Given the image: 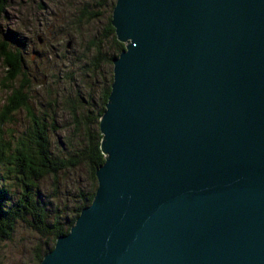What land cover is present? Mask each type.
<instances>
[{"label": "water", "instance_id": "1", "mask_svg": "<svg viewBox=\"0 0 264 264\" xmlns=\"http://www.w3.org/2000/svg\"><path fill=\"white\" fill-rule=\"evenodd\" d=\"M98 188L41 264H264V0H117Z\"/></svg>", "mask_w": 264, "mask_h": 264}, {"label": "rangeland", "instance_id": "2", "mask_svg": "<svg viewBox=\"0 0 264 264\" xmlns=\"http://www.w3.org/2000/svg\"><path fill=\"white\" fill-rule=\"evenodd\" d=\"M113 2V0H12L0 22L1 41L12 42V39L17 38L23 43L22 55L25 60L23 71L28 75V79H31L34 88L31 87L32 95L35 96L32 103L46 104L47 93L58 99V105L48 109L50 112L48 115L56 121L57 132L52 133L53 143L56 145L63 146V141L67 142L69 137L74 136L75 128H78L71 111H66L62 103H67L70 98L85 100L88 98L87 100L95 102L101 97L103 77L112 70L110 65L104 63L100 73L92 74L93 68L89 63L96 56V49L100 45L104 55L110 57L115 54L111 43L113 37L104 40L102 36L104 28L112 21ZM86 10L91 13L103 12V15L92 18L95 21H85L83 13ZM81 20L82 22H79ZM91 43L95 45L91 47ZM8 71V66L0 59V112L11 95L2 85ZM36 108L35 115L41 117L42 112L39 111L42 107ZM10 117L12 122L4 128L0 127L7 135L10 131L13 134L22 132L33 118L25 111L12 114ZM79 131L75 135L78 136L76 138L79 140L78 146L85 148L86 143L89 144L88 140L82 136L83 129ZM69 170H73L68 172L69 175H73L71 180L60 186L49 207L52 208L54 215L50 218L59 214L57 218L60 221L72 217L70 212L73 208L70 204L74 205L76 201L78 203V199L82 198L80 195L84 194L83 189H92L87 162L78 163L77 167ZM0 172L6 174L4 169ZM12 183V180L7 181L6 187L10 190V197L16 201L21 192L15 186L10 188ZM51 189V183H46L42 195H47ZM56 207L60 211L55 209ZM14 227L9 236L5 239L0 238V264H39V246L44 244L46 239L34 232L24 221H16Z\"/></svg>", "mask_w": 264, "mask_h": 264}, {"label": "trees", "instance_id": "3", "mask_svg": "<svg viewBox=\"0 0 264 264\" xmlns=\"http://www.w3.org/2000/svg\"><path fill=\"white\" fill-rule=\"evenodd\" d=\"M11 1L0 0V22ZM113 1L114 10L117 0ZM102 15L103 12L91 13L86 10L83 13V17L85 16L83 19L95 21L92 18ZM1 35L0 26V59H3L9 69L2 85L10 91L11 95L0 112V127L4 128L12 122L10 116L20 111H25L29 117L33 118L31 123L27 124L26 129L17 134L10 131L7 135L0 128V171L3 169L6 171V174L0 172V238L5 239L10 235L15 228L16 221H24L34 232L41 234L46 239V242L39 246L38 263L40 264L45 255L54 249L57 238L69 234L70 228L75 224L81 211L90 206L94 200L98 187L96 170L105 162L100 151L102 139L100 119L105 112L112 90L113 60L119 57L125 49V45L118 41L110 21L104 28L102 36L104 40L113 37L111 43L115 54L110 57L107 54L104 55L100 45L96 49V56L89 65L93 68L92 74L100 73L104 63L110 65L112 70L103 77L101 97L95 102L87 100L88 98L86 100L70 98L67 103H62L66 111H71L78 128H75L74 136L69 137L67 142L63 141V146H60L53 143L52 133L57 132L56 121L48 115L50 113L48 109L57 106L58 99L51 93H47L46 104L37 101L36 105L32 103L35 97L32 95L34 88L31 79L29 80L28 75L23 71L25 64L22 55L23 43L17 38L12 39V42L1 41ZM93 45L95 44L91 43V47ZM18 85H20L19 88H17ZM38 106L42 107L40 111L38 110L39 113L42 112L41 117L35 115ZM80 129H83L82 136L84 139L87 138L89 143H86L85 148L78 146L79 140L76 139L78 136H75L80 132ZM7 138H9L8 141ZM83 162L88 164V176L92 189H83L84 194L80 195L82 198L78 199V203L76 201L74 205L70 204V207L73 208L70 212L72 216L70 219L60 221L57 218L59 214L50 218V216H54L52 208L49 209L52 198L60 186L66 184L73 176L69 175L68 172L73 171L69 168L77 167L78 163ZM10 180L13 181L10 188L15 186L21 192L16 201L10 197V190L6 187L7 181ZM48 182L51 183L52 189L44 196L42 192ZM55 209L59 210L57 207Z\"/></svg>", "mask_w": 264, "mask_h": 264}, {"label": "bare ground", "instance_id": "4", "mask_svg": "<svg viewBox=\"0 0 264 264\" xmlns=\"http://www.w3.org/2000/svg\"><path fill=\"white\" fill-rule=\"evenodd\" d=\"M116 2H117V1H116ZM115 6H116V5H115ZM115 6H114V7H115ZM123 50H124V49H123ZM120 54H121V53H120ZM119 56H120V55H119ZM111 92H112V91H111ZM107 103H108V102H107ZM105 109H106V108H105ZM101 118H102V116H101ZM100 121H101V119H100ZM100 130H101V128H100ZM101 134H102V133H101ZM73 226H74V225H73ZM73 226H72V227H73ZM72 227L70 228V231H71ZM70 231H69V233H70ZM64 236H65V235H64ZM48 253H49V252H48ZM48 253H47V254H48ZM47 254H46V255H47ZM46 255H45V256H46ZM43 259H44V258H43ZM40 264H41V263H40Z\"/></svg>", "mask_w": 264, "mask_h": 264}]
</instances>
